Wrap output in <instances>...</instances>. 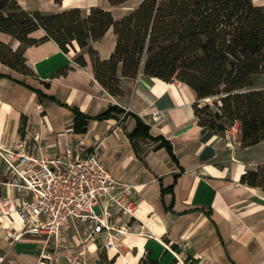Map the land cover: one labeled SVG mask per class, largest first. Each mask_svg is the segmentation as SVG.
<instances>
[{"label": "crops", "instance_id": "obj_1", "mask_svg": "<svg viewBox=\"0 0 264 264\" xmlns=\"http://www.w3.org/2000/svg\"><path fill=\"white\" fill-rule=\"evenodd\" d=\"M17 1L45 14L79 8L84 17L92 7H103L119 20L143 0L122 7L107 0ZM253 2L264 7V0ZM45 35L40 29L30 37ZM0 41L22 49L32 71L0 62V148L26 133L40 136L51 155L75 146L84 157L101 144L102 160L116 178L136 186L138 201L137 220L121 247L110 252L106 234L92 239L91 225L79 220L64 230L58 250L54 240L47 245L42 237L6 239L7 230H21L23 223L0 216L4 264H264V190L241 182L247 171L264 164V141L245 148L236 140L238 125L226 133L202 127L194 104L211 99L199 100L185 83L165 82L143 70L135 79L124 78L120 65L122 93L112 95L96 79L88 49L76 43L65 53L53 40L23 48L0 31ZM116 43L111 28L91 46L108 60ZM78 54L85 67L76 62ZM74 109L90 118L84 133L74 130ZM157 111L160 121L153 117ZM3 180L1 171L0 197H15Z\"/></svg>", "mask_w": 264, "mask_h": 264}, {"label": "trees", "instance_id": "obj_2", "mask_svg": "<svg viewBox=\"0 0 264 264\" xmlns=\"http://www.w3.org/2000/svg\"><path fill=\"white\" fill-rule=\"evenodd\" d=\"M107 1L122 7L130 0ZM111 28L117 36L115 51L102 60L91 42ZM40 29L44 37H30ZM0 31L23 48L53 40L65 53L75 43L82 51L88 49L96 79L112 95L122 93L120 65L124 78L135 79L143 70L165 82L185 83L199 100L214 98L212 104H194L202 127L226 133L238 125L245 148L264 141V88L253 86L254 77L264 75V7L253 0H143L119 20L103 7H92L84 17L79 8L45 14L27 11L17 0H0ZM0 62L32 72L22 49L15 51L2 41ZM76 62L87 65L83 54ZM74 113L75 132H86L90 118L77 109ZM106 117L108 113L101 116ZM241 182L264 190V164L247 171Z\"/></svg>", "mask_w": 264, "mask_h": 264}, {"label": "built area", "instance_id": "obj_3", "mask_svg": "<svg viewBox=\"0 0 264 264\" xmlns=\"http://www.w3.org/2000/svg\"><path fill=\"white\" fill-rule=\"evenodd\" d=\"M153 117L160 121L163 116L157 111ZM50 151L31 133L0 148L2 184L15 193L0 197V216L18 217L23 223L21 230H7L5 238L31 235L44 238L47 245L54 240L59 247L65 242L64 230L79 220L91 225L92 239L106 234L108 252L117 250L137 220L136 186L112 174L102 160L101 144L84 157L75 146L57 155ZM5 262L0 254V264Z\"/></svg>", "mask_w": 264, "mask_h": 264}, {"label": "rangeland", "instance_id": "obj_4", "mask_svg": "<svg viewBox=\"0 0 264 264\" xmlns=\"http://www.w3.org/2000/svg\"><path fill=\"white\" fill-rule=\"evenodd\" d=\"M134 1H136V0H133L131 4H134V3H133ZM138 6H139V5H138ZM263 84H264V75H257V76L254 77L253 86H254L255 88H257L259 85H263ZM213 101H214V98H211V100H210L207 104H212ZM212 108H213V110H215V107H212ZM235 127H237V125H236V126H233L232 128H229L228 131H234ZM236 134H237V135H236V140L240 143V142H241V137H240L239 126H238V131H237ZM241 144H242V143H241ZM1 171L3 172V169L0 168V172H1ZM96 211H97V212H100L99 208H96ZM53 246H54V245H53ZM60 249H62L61 246H59L58 250H60Z\"/></svg>", "mask_w": 264, "mask_h": 264}]
</instances>
